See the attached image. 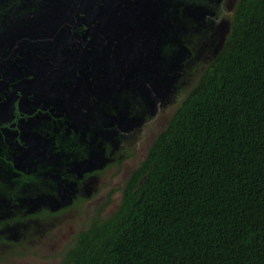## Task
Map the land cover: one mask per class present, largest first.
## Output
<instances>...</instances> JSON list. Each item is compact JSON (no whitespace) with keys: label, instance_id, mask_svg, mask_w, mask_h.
<instances>
[{"label":"flooded vegetation","instance_id":"flooded-vegetation-1","mask_svg":"<svg viewBox=\"0 0 264 264\" xmlns=\"http://www.w3.org/2000/svg\"><path fill=\"white\" fill-rule=\"evenodd\" d=\"M218 1L206 2L217 7ZM178 2L173 0L170 5L178 11L176 19L181 22L183 8ZM202 2H186L203 6L210 13L205 24L193 21L200 34L189 37L192 47L196 40L211 39L221 23ZM105 5L110 6L108 11ZM118 5L119 0H0V264L43 263L59 249L71 246L72 238L90 228L97 217L112 214L118 203L111 211L108 204L115 198L119 202L120 185L101 190L104 183L92 180L109 168L101 166L104 156L114 157L121 152L120 147L128 146L126 156L143 161L155 141V126L159 131L165 128L170 110L179 105L174 99L166 107L159 105V113L160 109L143 110L138 116L130 112L126 130L115 131L117 123L112 119L114 131L109 136L102 130L103 123L96 121L99 129L93 128L90 119L98 115L95 107L105 96H86L95 94L97 85L91 72L94 66L104 70L113 51L93 55L91 43L94 39L120 38L123 29L112 27L120 22ZM26 24L34 25L28 29ZM137 24L144 29L142 38L149 39L146 25ZM174 30L168 31L167 40ZM141 44L148 49L152 43ZM169 54L166 45L161 60L155 64L152 57L150 67L166 70ZM203 63L193 60V66L202 67ZM104 111L111 117L118 114L114 106ZM139 116H143L141 120ZM158 120L165 121L163 126L154 124ZM137 143L141 146L132 152ZM126 156L118 161L117 170ZM89 160L94 167H88ZM129 172L122 177L123 182ZM94 181L95 186L99 184L95 187L100 189L99 195L98 190L89 192ZM50 228L77 230L75 235L66 233L60 238L48 232Z\"/></svg>","mask_w":264,"mask_h":264},{"label":"trees","instance_id":"trees-1","mask_svg":"<svg viewBox=\"0 0 264 264\" xmlns=\"http://www.w3.org/2000/svg\"><path fill=\"white\" fill-rule=\"evenodd\" d=\"M232 18L117 208L46 264H264V0Z\"/></svg>","mask_w":264,"mask_h":264},{"label":"water","instance_id":"water-1","mask_svg":"<svg viewBox=\"0 0 264 264\" xmlns=\"http://www.w3.org/2000/svg\"><path fill=\"white\" fill-rule=\"evenodd\" d=\"M171 1L119 0L117 8L120 10V22L112 26L113 29L115 27H120L121 30L123 29L122 35H119L120 38L117 40L119 41V46L117 50H113V58L107 62L108 65L104 70H101L100 67L95 68L94 66L91 75L94 77V81L97 82L96 89H94L95 94L89 92L86 95L88 98L91 95L98 98L101 95L105 96V100H100V103H97L95 107L98 113L95 117L96 120L90 119L94 129H99L97 122L100 124L103 123L102 130H105L106 135L109 136L114 130H126V128H123L126 126L129 127L131 121H128L126 118L130 112L138 116L143 110L151 109L156 112L159 105H167L169 100L171 104L173 103L170 98V88H172L174 81L178 80L174 79V77H176L180 69L176 70L175 68L168 67L166 70H163L162 66L158 69H152L150 67V60L154 57L155 64L159 62L163 47L169 45L170 54L168 59L171 58L173 64H178V60L181 57L179 55V49L175 40H167L168 31L174 30L178 26H183L189 20L205 24L207 16L210 13L203 6L201 7L195 3L187 5L184 0H179L178 3L180 4L178 6H182L183 8L181 12L184 20L175 22L178 11L176 10L173 16V9L175 7L173 8L170 5ZM239 1H230L231 11L235 12ZM104 8L108 11L110 6L105 5ZM147 21L149 22L147 23ZM137 22L146 25L150 35L149 39L142 38L145 36L144 29ZM33 25L26 24V28L29 29ZM232 25L233 18L221 22L216 28L213 37L204 42L202 41V47H200L201 42L199 43L200 45L196 43L192 47L191 43L181 40L182 44L186 47L187 55L192 57V61H204V58H207V64L209 62L211 64L223 49L225 41H227L231 33ZM130 27L131 29H129ZM104 41L103 39H94L92 41L91 47H93V55L97 54L101 56L107 52L106 49L108 48L103 44ZM142 42L152 44H149L150 46L147 49L142 46ZM170 45L176 46V48L173 49ZM182 49L184 48L182 47ZM200 54H208V57L203 58ZM164 92H167V94H164ZM154 96L155 99H152ZM101 103L103 105H100ZM113 106L118 111L117 116H107L108 113L104 109L106 110ZM99 117L101 118L99 119ZM112 119L117 123L116 128H113L114 124L111 123ZM105 161L106 159L102 161L101 166ZM88 167H94L93 160H89Z\"/></svg>","mask_w":264,"mask_h":264},{"label":"rangeland","instance_id":"rangeland-1","mask_svg":"<svg viewBox=\"0 0 264 264\" xmlns=\"http://www.w3.org/2000/svg\"><path fill=\"white\" fill-rule=\"evenodd\" d=\"M187 1H189V0H184L185 3ZM206 1L209 2L211 0H203L202 3L208 5V3ZM230 1L231 0H219L218 1L219 5L217 7H210L209 5H212L211 3L208 5V8L210 9V11L211 12H215L218 22L228 21L229 18L233 16V14H232L233 12L230 9V6H231ZM180 7L182 8V6H180ZM175 11L176 10L174 8L173 9V16L175 14ZM181 16H182V12H181ZM213 16H214V14H213ZM179 17L180 16L178 14L177 18H179ZM175 22H177V20H175ZM192 24L195 25V22H193L192 20L188 21L187 23H184V25H183L184 30L172 32L173 35H171L172 33H170V35H171V39L170 40H175L176 41V44H177L178 49H179V55L182 57V58L181 57L179 58L178 64H175V63L173 64V60L171 58H169L170 67L172 69L175 68L176 70L180 69V70H178V74L176 75V77H174V79H176V80L178 79V80L174 81L175 85L173 84L172 88H170V98L172 99V101L174 99H176L178 104H180V100L184 97L185 92L187 90H189L192 86H194L195 81L197 80L198 76L201 73H203L204 70H206V68L203 69L204 65L206 64L207 67H208V65L210 64V62H209V64H207V62H206L207 58H204V63H203L202 67L201 66H193V61L191 59L192 57L187 55L186 47H185L184 44H182V41L179 39L180 36H183L184 37L183 38L184 42H190V41H193V39H190V38H194V36L200 34L198 31L195 30L196 25L194 27V26H192ZM196 41H197V44H199L201 42V46L200 47H202V43L204 41L203 42L202 41H198V40H196ZM103 44L108 48V49H106L107 52H112L115 49L117 50V47L119 46V41L115 40V38H112V39H109V40H105L103 42ZM182 47L185 50L182 49ZM175 48H176V46H175ZM201 55L202 54H200V56ZM205 57H208V54L205 55ZM175 65H177V67H175ZM174 88H175V90H174ZM180 91H184V92H180ZM164 94H167V92H164ZM168 97H169V95H168ZM166 98H167V96H166ZM164 106L166 107L168 105H164ZM159 109H160V107L158 106V108L156 110H159ZM175 109H171L170 110V114L167 117V118H169L168 121L172 118L173 114L175 113ZM161 110L162 109H160L158 111V113ZM142 117L143 116H139L138 119L141 120ZM155 122L156 123H154V124H156V125L158 124V125L163 126L165 121L158 120V121H155ZM154 132L156 134L159 133V130H158V128L156 126L154 128ZM137 140L139 141V143H141L142 138L139 137ZM130 143L132 144L133 141L130 142ZM139 143H137V145H136L137 148L135 147V149L132 152H136V150H138L139 146H141V145H139ZM120 146H123V144H120ZM120 148L122 150L120 149L121 152L119 154H117L116 156L110 157L109 154L104 156V157H106V161H105V163L103 164L102 167H109V168L106 171H104V169H102L101 170L102 173H100V174L97 173V175H94L92 177L93 178L92 180L96 179V180H99L100 183L101 182L104 183L103 185L100 186L101 190L103 189V187L114 186L115 184H117V185L123 184L122 177L125 174H127L129 169H131V167L133 166V164L135 162H137L133 157L130 158L129 156H126V154L128 153V152H126V149L128 148V146H124V147H120ZM123 156H126V157L123 158V161L121 162V164H123V165H122V167L119 170H117L118 161H120ZM94 183H95V181L90 184L89 192L91 191V193L93 191H95V190H98V189H95V187H99V184L95 186ZM99 190L97 191L98 195L100 194ZM97 194H93V195L95 196ZM116 196H118V194H116ZM117 203H118V198H115V200L111 201L108 204V211H111L114 208V205H116ZM76 230H77V228H50V230H48V232H51V234H53V232H55L60 238H65V234L66 233H67L66 235H68L69 233L70 234H74V232ZM27 236H30V234H28ZM49 259H51V258L47 257V258H45L43 260V263H35V264H46Z\"/></svg>","mask_w":264,"mask_h":264}]
</instances>
